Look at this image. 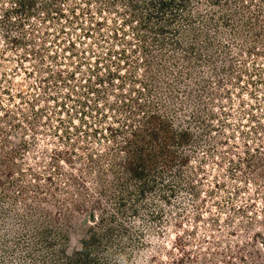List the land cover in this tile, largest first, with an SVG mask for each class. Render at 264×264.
Returning a JSON list of instances; mask_svg holds the SVG:
<instances>
[{
    "label": "rangeland",
    "instance_id": "obj_1",
    "mask_svg": "<svg viewBox=\"0 0 264 264\" xmlns=\"http://www.w3.org/2000/svg\"><path fill=\"white\" fill-rule=\"evenodd\" d=\"M0 264H264V0H0Z\"/></svg>",
    "mask_w": 264,
    "mask_h": 264
}]
</instances>
